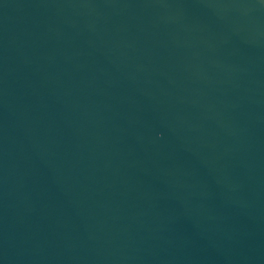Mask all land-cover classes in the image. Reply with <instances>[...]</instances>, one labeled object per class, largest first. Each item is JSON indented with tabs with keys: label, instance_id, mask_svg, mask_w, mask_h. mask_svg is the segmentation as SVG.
<instances>
[{
	"label": "water",
	"instance_id": "1",
	"mask_svg": "<svg viewBox=\"0 0 264 264\" xmlns=\"http://www.w3.org/2000/svg\"><path fill=\"white\" fill-rule=\"evenodd\" d=\"M0 264H264V0H0Z\"/></svg>",
	"mask_w": 264,
	"mask_h": 264
}]
</instances>
